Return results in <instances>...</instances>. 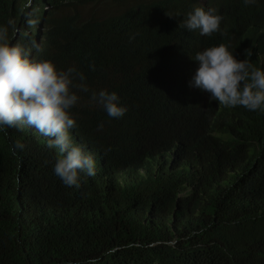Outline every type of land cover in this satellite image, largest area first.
I'll list each match as a JSON object with an SVG mask.
<instances>
[{"label": "trees", "instance_id": "1", "mask_svg": "<svg viewBox=\"0 0 264 264\" xmlns=\"http://www.w3.org/2000/svg\"><path fill=\"white\" fill-rule=\"evenodd\" d=\"M106 1L119 9L82 11ZM196 2L0 0L10 43L82 74L69 134L96 165L66 186L48 137L0 131V264H264V113L189 86L221 43L264 68V0H205L222 17L210 37L179 27ZM101 89L121 118L89 103Z\"/></svg>", "mask_w": 264, "mask_h": 264}, {"label": "clouds", "instance_id": "2", "mask_svg": "<svg viewBox=\"0 0 264 264\" xmlns=\"http://www.w3.org/2000/svg\"><path fill=\"white\" fill-rule=\"evenodd\" d=\"M254 2L244 0L246 5ZM195 6L179 27L198 30L208 37L219 32L220 13L205 0H197ZM192 59L198 67L190 87L199 88L208 94L210 102L226 108L264 113V68L253 66L247 59H237L223 43L197 52ZM77 79L84 78L74 67L60 70L51 60L30 59L21 45L9 42L8 29L0 27V131H22L27 126L48 137L47 146L59 148L63 154L56 160L54 173L70 187L78 186L81 171L95 175L96 166L93 156L74 144L69 134L76 126L70 110L80 101L74 89L90 91L86 84H76ZM89 103L101 107L111 118H121L127 111L118 94L107 89L92 90ZM14 147L19 149L23 144L17 140Z\"/></svg>", "mask_w": 264, "mask_h": 264}, {"label": "rangeland", "instance_id": "3", "mask_svg": "<svg viewBox=\"0 0 264 264\" xmlns=\"http://www.w3.org/2000/svg\"><path fill=\"white\" fill-rule=\"evenodd\" d=\"M118 8V6L116 4H112L111 2L109 1H106V2H101V3H98L96 5H87L83 8V12L84 13H90L91 10L92 11H96L98 14L100 15H104V14H108L110 12H113V11H116Z\"/></svg>", "mask_w": 264, "mask_h": 264}]
</instances>
